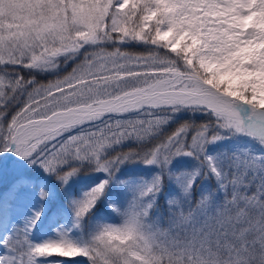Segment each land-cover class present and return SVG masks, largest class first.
I'll list each match as a JSON object with an SVG mask.
<instances>
[{
    "label": "snow or ice",
    "instance_id": "6c2138e0",
    "mask_svg": "<svg viewBox=\"0 0 264 264\" xmlns=\"http://www.w3.org/2000/svg\"><path fill=\"white\" fill-rule=\"evenodd\" d=\"M81 261L264 264V0H0V264Z\"/></svg>",
    "mask_w": 264,
    "mask_h": 264
},
{
    "label": "rangeland",
    "instance_id": "374dc122",
    "mask_svg": "<svg viewBox=\"0 0 264 264\" xmlns=\"http://www.w3.org/2000/svg\"><path fill=\"white\" fill-rule=\"evenodd\" d=\"M194 164H195L194 161L189 160L187 158H182V164L179 166V168H191V167L194 166ZM179 168L177 170H179ZM128 169L130 171L131 170H142V171H145V173H146L145 175H149L150 174L149 170L145 169L143 165H134V166L129 165V167H125L124 171H126ZM173 187H174V185H172L171 183H169L167 185V189H170V188H173ZM43 238H45L43 235H37L35 233L33 234V239H35V240H40V239H43Z\"/></svg>",
    "mask_w": 264,
    "mask_h": 264
},
{
    "label": "trees",
    "instance_id": "16d2710c",
    "mask_svg": "<svg viewBox=\"0 0 264 264\" xmlns=\"http://www.w3.org/2000/svg\"><path fill=\"white\" fill-rule=\"evenodd\" d=\"M125 150H127V149H125ZM132 166H134V165H132ZM126 167H129V165H127ZM125 172H130V173H132V174H140V175H145L146 173H145V171H142V170H126ZM86 183V182H85ZM208 182L206 181L205 182V184H207ZM174 189V187L173 188H170V189H168V190H173ZM81 264H85V262L84 261H81Z\"/></svg>",
    "mask_w": 264,
    "mask_h": 264
}]
</instances>
